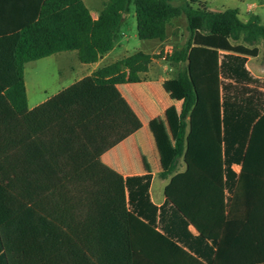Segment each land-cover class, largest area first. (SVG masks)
Listing matches in <instances>:
<instances>
[{"label":"trees","instance_id":"trees-1","mask_svg":"<svg viewBox=\"0 0 264 264\" xmlns=\"http://www.w3.org/2000/svg\"><path fill=\"white\" fill-rule=\"evenodd\" d=\"M132 5L140 39L165 40L168 26L183 15L190 33L166 57L182 64L176 79L183 99L173 158L159 172L171 177L160 207L151 200V173L124 177L98 156L142 127L118 85L140 82L161 53L137 51L99 67L34 109H29L25 87L27 62L75 50L80 62L94 63L112 50ZM11 35H17L16 79L4 95L64 180L31 205L47 253L43 264H76L94 255L103 259L102 253L74 244L78 225L88 223L72 219L74 211L94 205L59 201L88 195L112 201L107 204L110 260L133 261L136 232L142 230L190 245L181 234L185 231L197 245L205 243L210 251L217 246L219 259L250 249L254 260L264 263V78L247 68L248 57L257 56L264 42L259 15L244 20L238 9L211 11L206 0H105L94 18L86 0H0V38ZM42 117L54 125L57 146L68 152L64 159L42 140ZM62 160L83 169L64 170ZM181 160L184 171H178ZM89 180L101 184L70 186ZM27 207L24 191L0 158V226ZM22 238L18 232L8 235L15 247ZM191 246L200 254L198 246ZM0 264H8L1 239Z\"/></svg>","mask_w":264,"mask_h":264},{"label":"crops","instance_id":"crops-1","mask_svg":"<svg viewBox=\"0 0 264 264\" xmlns=\"http://www.w3.org/2000/svg\"><path fill=\"white\" fill-rule=\"evenodd\" d=\"M250 5L253 8L251 13H248L247 8ZM88 7L92 16L96 18L102 8V4H99V6L95 3L93 6L88 4ZM248 7L242 19L247 20L252 15H259L264 23V0H256L250 3ZM168 28V36L165 40H158V43L147 46L151 47L150 50H139L150 54H162L161 57L153 58L149 69L141 73V81L118 85L120 93L142 121V127L98 156L100 162L124 177L151 173L150 196L152 202L158 207L166 201L165 187L171 179V177H161L159 172L166 170L173 158L176 139L174 128L176 123L177 125L179 123V107L183 99L182 89L176 79L177 71L180 70L182 64H171L166 60V57L187 40L184 34L180 35L181 37L184 36L183 41L176 38V29H172L171 25ZM120 36L113 49L101 56L96 62H81L80 67L78 66V71H66V75L72 76V80L66 84L62 82L63 74L61 72H59V77L57 76L52 80V83L55 81L59 82V84L53 86L52 83L48 84L43 81L37 83L33 81L28 77L29 71H24L29 109H34L44 104L62 90L91 75L99 67L109 64L106 58L117 49L125 50L126 42ZM262 44L264 42L258 44L259 54L257 56H249L247 59L249 71L260 78H264V47ZM3 51L0 48V158L17 185L24 191L28 207L0 226L2 250L8 264H43L47 260V253L31 205L52 189L60 186L64 180L4 95L5 89L16 78H13L12 71L3 70ZM169 71H172L173 75L170 76ZM40 125L42 140L52 144L54 153L64 159L68 152H62L63 148L57 146L58 138L56 137L55 129L52 128L54 125L43 117L40 120ZM70 154L73 155L74 152ZM62 161L61 164L64 170L76 171L83 169L76 164L70 163V161ZM185 168L186 164L181 160L178 171H184ZM236 169L239 170V167H236ZM156 176L167 179V182L163 188L154 191L153 184ZM97 183L101 184L100 181L89 180L84 183H72L70 186H91L97 185ZM59 201L64 204L74 203V205H82L85 203L94 205L83 207V211L81 209L82 206H80L79 211L76 210L74 214L72 213V219H86L88 221L84 226L78 225L76 230L81 239L79 236H74V244L78 250L102 253L100 257L103 259H96L94 255L90 256L91 259L79 261L76 264H261V262L254 260L250 254L253 250L249 251L250 249H247L244 253L237 249L219 259V248L217 246L213 251H210L205 243L197 245L193 237L185 231H182L181 234L184 240L191 243L190 245L182 243L178 238H165L153 231L142 230L136 232L139 238L135 259L130 261V263L124 260L113 261L109 259L110 251H112L110 245L112 229L110 228L111 218L109 217L111 212L109 206H107L112 201L106 197L89 195L62 197ZM118 202L120 203L121 200ZM125 209H127V197L125 199ZM26 212L32 214L34 223L21 222L22 224L16 223L14 225V222H18ZM63 214L68 215L70 213ZM20 231L22 232L20 233ZM156 231L160 234L165 233L160 228H156ZM189 231L193 234L196 233L193 227H190ZM13 232L23 235V238L17 242L18 247H15L16 240L11 243L8 239V235H13ZM10 244H12V250L10 249ZM192 244L198 246L200 254L192 249ZM209 244L211 243L209 242ZM144 252L148 254H144ZM214 259L215 262H213Z\"/></svg>","mask_w":264,"mask_h":264},{"label":"rangeland","instance_id":"rangeland-1","mask_svg":"<svg viewBox=\"0 0 264 264\" xmlns=\"http://www.w3.org/2000/svg\"><path fill=\"white\" fill-rule=\"evenodd\" d=\"M105 0H86V4H90L93 6L102 4ZM256 0H206V5L209 10L219 12L224 9H238L240 16L242 18L245 13L246 8L252 2ZM172 29H176V38H179L181 41L184 40V36H180L184 34L186 38L189 37V31L187 29L186 16H180L175 18L174 22L171 24ZM169 30V28H168ZM122 35L120 36L125 42L126 47L125 50L117 49L114 51L106 60L109 63L113 62V60H117L122 58L124 55L132 54L139 50H150L151 47H147L149 45H154V43H158V40H143L138 37L137 31V18L135 13V6L132 5L131 9L128 13L124 15V21L121 26ZM17 39V35L8 36L5 38H0V48L3 51L4 61L2 63L4 71H12L13 78H16L15 74V65H14V56H13V45L15 44ZM264 47V44H262ZM107 62V63H108ZM81 62L77 57V52L75 50L63 51L59 52L32 62H29L25 65V71H29L28 77L33 81L40 83L41 81L47 82L48 84L52 83V80L57 76L59 77V72L63 74L62 82L64 84L70 82L72 76L66 75V71H78V66L80 67ZM173 75L172 71L168 72ZM74 74V72H73ZM59 84V82L52 83L53 86ZM177 87V86H176ZM51 88V87H50ZM175 134L177 135L178 125H175ZM173 153V152H172ZM167 182V179H163L159 176L155 177L153 188L154 191L159 188H163L164 184ZM34 223V219L30 212H26L18 222L16 223ZM22 224V223H21ZM19 224V225H21ZM26 225V224H25Z\"/></svg>","mask_w":264,"mask_h":264},{"label":"built area","instance_id":"built-area-1","mask_svg":"<svg viewBox=\"0 0 264 264\" xmlns=\"http://www.w3.org/2000/svg\"><path fill=\"white\" fill-rule=\"evenodd\" d=\"M252 8H253L252 5H250V6L247 8V12H248V13H251Z\"/></svg>","mask_w":264,"mask_h":264}]
</instances>
